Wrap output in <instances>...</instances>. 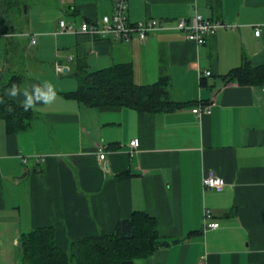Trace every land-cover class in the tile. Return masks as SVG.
<instances>
[{
	"label": "crops",
	"instance_id": "crops-1",
	"mask_svg": "<svg viewBox=\"0 0 264 264\" xmlns=\"http://www.w3.org/2000/svg\"><path fill=\"white\" fill-rule=\"evenodd\" d=\"M21 1L6 14L10 30L0 26L10 35L0 37V79L49 80L57 99L32 109L26 131L10 134L0 120V264H20L24 233L53 228L68 251L135 212L153 217L168 243L135 264H264V88L225 80L246 59L264 65V0H130L132 22L169 28L144 42L59 33L62 20L80 27L112 15L114 0ZM196 15L230 28L198 45L176 29ZM118 64L132 65L138 85L166 79L182 107L144 113L76 97L79 69ZM208 104L210 115L194 114ZM209 170L223 192L203 189Z\"/></svg>",
	"mask_w": 264,
	"mask_h": 264
},
{
	"label": "trees",
	"instance_id": "trees-1",
	"mask_svg": "<svg viewBox=\"0 0 264 264\" xmlns=\"http://www.w3.org/2000/svg\"><path fill=\"white\" fill-rule=\"evenodd\" d=\"M21 3V0H0V8H3L0 26H5V30H10L6 14L21 8ZM76 77L80 87L75 95L89 107H129L144 113L169 112L182 107L168 97L166 79L154 85H138L131 64H118L96 72L81 68ZM225 80L264 88V65L255 66L246 59ZM13 82L22 84L23 80L18 76L8 81L0 79V97L4 100L0 104V120L10 134L28 130L36 118L33 110L25 112L6 97ZM9 106L13 111L8 110ZM167 244L160 237L157 221L147 213L135 212L130 219L121 220L113 233L102 232L95 237L73 241L68 251L57 246L53 228L24 233L20 264H135L137 260L150 258Z\"/></svg>",
	"mask_w": 264,
	"mask_h": 264
},
{
	"label": "built area",
	"instance_id": "built-area-1",
	"mask_svg": "<svg viewBox=\"0 0 264 264\" xmlns=\"http://www.w3.org/2000/svg\"><path fill=\"white\" fill-rule=\"evenodd\" d=\"M129 1L130 0H114V11L110 16H104L100 22L90 23L84 21L80 27L74 22L60 21V34H84L92 38H100L103 40H121L131 41L135 38L140 41H146L151 35L169 29L168 26L159 20L150 19L140 22H132L129 18ZM221 28H230L221 21L208 20L200 15H196L194 19L189 22L187 19H182L178 22L176 29L186 35V39L193 41L198 45H205L207 38L215 34ZM261 31L257 29L256 35L260 36ZM10 36L0 31V37ZM35 44V39L32 40ZM204 76H211V72H206ZM202 76V75H201ZM197 116L203 114L210 115L212 113V105H201L193 110ZM131 148L137 150L140 147V140L135 139L131 142ZM99 159L104 161L106 159V152L101 147L97 150ZM226 183L220 178L214 170H209L203 177V189L205 191L223 192ZM206 229H218L219 224L205 222Z\"/></svg>",
	"mask_w": 264,
	"mask_h": 264
},
{
	"label": "clouds",
	"instance_id": "clouds-1",
	"mask_svg": "<svg viewBox=\"0 0 264 264\" xmlns=\"http://www.w3.org/2000/svg\"><path fill=\"white\" fill-rule=\"evenodd\" d=\"M6 95L13 99L22 96L23 100L20 106L25 112L35 109L38 105H52L57 99L56 87L49 80L35 84H18L13 82L7 89ZM3 103V97H0V104ZM8 110L13 111V108L9 106Z\"/></svg>",
	"mask_w": 264,
	"mask_h": 264
}]
</instances>
